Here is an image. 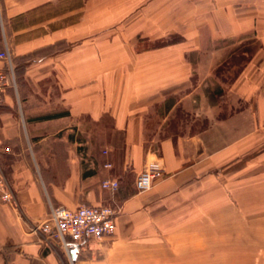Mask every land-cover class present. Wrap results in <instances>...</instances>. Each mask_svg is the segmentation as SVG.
<instances>
[{"label": "crops", "instance_id": "crops-1", "mask_svg": "<svg viewBox=\"0 0 264 264\" xmlns=\"http://www.w3.org/2000/svg\"><path fill=\"white\" fill-rule=\"evenodd\" d=\"M227 6L0 0V50L10 48L15 75L0 105L11 146L0 162L17 202L0 203V264H264V9ZM246 35L261 46L210 102L224 40ZM181 110L191 121L175 131ZM154 159L164 175L139 192ZM107 177L117 190L101 186ZM81 204L115 206L117 226L72 246L71 262L35 227L51 206Z\"/></svg>", "mask_w": 264, "mask_h": 264}, {"label": "built area", "instance_id": "built-area-1", "mask_svg": "<svg viewBox=\"0 0 264 264\" xmlns=\"http://www.w3.org/2000/svg\"><path fill=\"white\" fill-rule=\"evenodd\" d=\"M0 60L4 65L0 67V105L5 100L8 87L15 86L12 53L6 46L0 50ZM11 146L5 145L0 139V154L10 151ZM112 167L111 162L105 163ZM164 175L163 164L159 159L149 161L137 174L135 185L139 192H146ZM101 186L109 190H117L120 182L116 178L107 177ZM0 203L17 204L14 199L11 182L0 162ZM118 209L109 204H81L75 208L64 205L51 206L49 217L36 225L35 229L44 233L45 240L54 247L62 249L71 258L72 246L87 247L93 240H101L112 235L116 230V215ZM71 262H74L71 258Z\"/></svg>", "mask_w": 264, "mask_h": 264}, {"label": "rangeland", "instance_id": "rangeland-1", "mask_svg": "<svg viewBox=\"0 0 264 264\" xmlns=\"http://www.w3.org/2000/svg\"><path fill=\"white\" fill-rule=\"evenodd\" d=\"M225 1V4L230 6L233 2H237L238 0H222ZM241 1V0H240ZM244 2L247 3H251V5H254L257 7L258 9H264V0H242ZM222 3V2H221ZM227 6V7H228ZM220 8L222 9L223 6H220ZM258 14H259V10H258ZM264 14V12H263ZM244 37H248V35L246 36H241L240 41L236 40L234 41L233 38H229L224 40V45L226 48L225 49V57H226V62H222V64H220L216 69V74L217 76H211L208 84H209V89L212 92H209V97H210V102H213L217 99V95H218V91L216 90V84L218 82V80H224V82L230 83L239 73V71L241 69H243V67L245 66V64L248 62L249 59V54L254 52L256 49H258L261 46L260 40H252V39H248V38H244ZM233 42H237V43H233ZM233 43V44H232ZM209 49L212 48V45L209 44ZM19 78V76H18ZM194 82H196V79L194 77ZM220 95V93H219ZM227 96L224 97H219V103L223 102V100L225 101V105L228 106V110H230L231 106L234 105L232 102L231 98H226ZM227 102H226V100ZM231 100L230 102L228 100ZM196 100H200L196 98ZM236 102V101H235ZM224 103V102H223ZM236 105H238V103L236 102ZM197 113V110L194 109L193 110V116H195ZM191 121V117L189 116V114L187 112H185V110H181L179 111L178 115L173 119V123L171 125V128L175 129V131L182 129V127H184V123L186 121ZM183 123V124H182ZM195 123V122H194ZM157 142H155L156 144ZM249 157L248 153L244 154L242 156V158L236 159L237 162H234L232 164H229L226 169H228L229 167H233L236 166L238 164H244V161ZM239 162V163H238ZM237 168V167H236Z\"/></svg>", "mask_w": 264, "mask_h": 264}, {"label": "trees", "instance_id": "trees-1", "mask_svg": "<svg viewBox=\"0 0 264 264\" xmlns=\"http://www.w3.org/2000/svg\"><path fill=\"white\" fill-rule=\"evenodd\" d=\"M180 39V36L178 34H172L168 37H164V38H161V39H158L154 42V45L155 46H159V45H165V44H168V43H173V42H176Z\"/></svg>", "mask_w": 264, "mask_h": 264}]
</instances>
